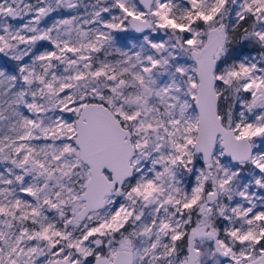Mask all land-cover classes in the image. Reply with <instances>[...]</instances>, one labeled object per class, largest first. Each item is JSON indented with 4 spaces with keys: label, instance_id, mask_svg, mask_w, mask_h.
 <instances>
[{
    "label": "snow or ice",
    "instance_id": "obj_1",
    "mask_svg": "<svg viewBox=\"0 0 264 264\" xmlns=\"http://www.w3.org/2000/svg\"><path fill=\"white\" fill-rule=\"evenodd\" d=\"M0 264H264V0H0Z\"/></svg>",
    "mask_w": 264,
    "mask_h": 264
}]
</instances>
